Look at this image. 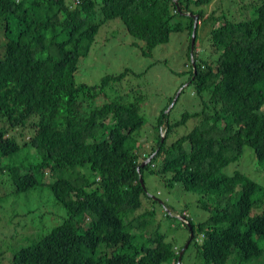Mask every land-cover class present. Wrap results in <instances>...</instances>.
Returning <instances> with one entry per match:
<instances>
[{
    "label": "trees",
    "instance_id": "trees-1",
    "mask_svg": "<svg viewBox=\"0 0 264 264\" xmlns=\"http://www.w3.org/2000/svg\"><path fill=\"white\" fill-rule=\"evenodd\" d=\"M211 1L0 0V172H9L17 192L39 185L42 173L51 177L47 185L67 215L18 249L10 264H176L183 246L166 239L156 211L143 202L146 173L198 194L208 213L199 221L186 205L177 213L158 200L163 217L182 216L177 221L188 230L198 264H264V186L248 171H225L245 147L264 162V0H238L237 15L216 16L206 11ZM189 13L198 15L192 53ZM181 17L198 108L171 120L169 97L148 147L139 140L145 98L103 96L130 70L95 85L77 83L75 72L105 21L118 18L151 51L181 29ZM201 22L210 23L206 57L195 51ZM191 118V127L178 132ZM22 145L39 155L35 164L23 173L1 164Z\"/></svg>",
    "mask_w": 264,
    "mask_h": 264
},
{
    "label": "rangeland",
    "instance_id": "rangeland-1",
    "mask_svg": "<svg viewBox=\"0 0 264 264\" xmlns=\"http://www.w3.org/2000/svg\"><path fill=\"white\" fill-rule=\"evenodd\" d=\"M240 4L238 0H212L206 5V11L214 13L215 16L221 11L237 15L238 13L234 12L240 9ZM100 17V13H97L95 19ZM181 20V29L171 32L167 43L159 44L151 51H147L143 40L131 36L118 18L107 20L100 25L87 55L79 59L75 72L77 83L95 85L104 75H116L125 69L130 70L119 83L107 86L103 96L106 100L123 98L125 102L135 95L145 98L141 102L145 124L139 132V140L148 147L155 138L152 131L153 122L168 103L169 97L172 96V100L176 98L172 101L171 120H178L183 112H192L198 108V104H194L199 98L193 95V88L187 81L189 33L186 18L181 17ZM209 24L201 22L198 26L195 51L200 57H206L209 53ZM4 41L5 36L0 28V56L3 53ZM192 124L191 118L177 130L181 133L188 130ZM175 136L176 134H173L168 141L173 140ZM24 139L23 136L18 140L22 144ZM29 148L22 145L16 153L3 157L1 164L17 165L23 173L24 169L39 160V155ZM236 168L248 171L264 186V162L256 160L250 148L245 147L242 157L228 165L225 171L231 173ZM39 176V185L27 191L17 192L9 172H0V264H10L18 249L38 241L67 217L65 209L56 202L47 185L52 178L43 173ZM145 184L147 193L142 195V200L146 205L149 204L147 206L150 209L156 211L153 220L160 223L161 230L167 234V240L174 239L177 246H184L189 234L180 221H177L179 214L170 218L163 217L164 208L159 202H166L168 207H172L171 210L177 213L186 205L193 220L199 221L207 218L208 213L201 207L198 194L183 190L179 184L167 187L154 174L146 173ZM155 222L151 223L150 227ZM260 245L264 246L263 242ZM182 255L180 264H198L201 260L192 244ZM161 264L173 263L169 260Z\"/></svg>",
    "mask_w": 264,
    "mask_h": 264
},
{
    "label": "water",
    "instance_id": "water-1",
    "mask_svg": "<svg viewBox=\"0 0 264 264\" xmlns=\"http://www.w3.org/2000/svg\"><path fill=\"white\" fill-rule=\"evenodd\" d=\"M188 15L193 18V26H192V30H191V53H192V47H193V44H194L195 34H196V28H197V23H198V15L197 14H192V13H189ZM192 63H193V61H192ZM193 67H194V72H195V65H193ZM175 99L176 98H174L173 101H175ZM172 104L173 103H171L170 107L172 106ZM143 165H144V163L142 164V166ZM139 179L141 181V176H139ZM141 184H142V181H141ZM189 229H190V227H189ZM191 237H192V233L190 232V238ZM189 242H190V239L187 240V242L185 243V245L180 250V252L178 254V260H177L176 264H180L181 256H182V254L184 252V249L187 247V245H188Z\"/></svg>",
    "mask_w": 264,
    "mask_h": 264
},
{
    "label": "clouds",
    "instance_id": "clouds-1",
    "mask_svg": "<svg viewBox=\"0 0 264 264\" xmlns=\"http://www.w3.org/2000/svg\"><path fill=\"white\" fill-rule=\"evenodd\" d=\"M78 3H79V0H78L77 3H75L74 0H73L72 5H76V4H78ZM179 217L182 218V216H179Z\"/></svg>",
    "mask_w": 264,
    "mask_h": 264
},
{
    "label": "built area",
    "instance_id": "built-area-1",
    "mask_svg": "<svg viewBox=\"0 0 264 264\" xmlns=\"http://www.w3.org/2000/svg\"><path fill=\"white\" fill-rule=\"evenodd\" d=\"M74 2H75V3H77V2H78V0H74Z\"/></svg>",
    "mask_w": 264,
    "mask_h": 264
}]
</instances>
